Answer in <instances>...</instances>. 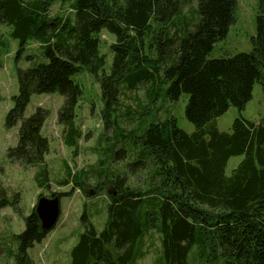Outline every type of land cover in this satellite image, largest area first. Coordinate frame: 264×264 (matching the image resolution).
<instances>
[{
  "label": "trees",
  "instance_id": "16d2710c",
  "mask_svg": "<svg viewBox=\"0 0 264 264\" xmlns=\"http://www.w3.org/2000/svg\"><path fill=\"white\" fill-rule=\"evenodd\" d=\"M236 1L197 0V22L177 27L181 0H0V22L19 39L17 56L34 39L44 58L17 68L18 92L5 117L7 127L19 122L9 158L38 166L34 180L39 188H48L44 158L49 140L41 129L49 111L38 106L24 116V110L32 94L51 92L64 96L57 122L65 127L63 141L76 156L82 133L74 118L82 89L72 76L82 69L97 76L105 131L118 129L108 155L121 160L135 149L124 170L110 175L97 165L72 173L66 163L59 185L72 183L85 191L93 177L91 194L106 192L108 201L100 230L89 213L81 214L82 230L69 264H135L145 255L151 231L159 234L161 245L154 264H210L220 258L221 264H264V120L238 116L229 131L216 126L230 105L245 107L255 83L264 91V0L257 3L251 50L208 58L233 22ZM55 2H70L72 15L50 16ZM103 30L115 36L109 72L99 52ZM142 83L148 84L150 104L162 90L173 102L186 94L184 113L194 131L183 130L170 113L161 120L140 118L130 131L119 128L121 90ZM118 141L128 145L115 149ZM236 155L242 158L227 174V161ZM134 176L142 180L130 182ZM8 203L0 197V209ZM47 232L33 206L23 230L15 234V264H28L27 249Z\"/></svg>",
  "mask_w": 264,
  "mask_h": 264
},
{
  "label": "rangeland",
  "instance_id": "374dc122",
  "mask_svg": "<svg viewBox=\"0 0 264 264\" xmlns=\"http://www.w3.org/2000/svg\"><path fill=\"white\" fill-rule=\"evenodd\" d=\"M196 2L197 0H181L180 14L174 19L177 27L187 21L190 24L197 22ZM257 3L258 0L236 1L233 22L226 36L214 43L208 58L231 56L238 52L251 50V37L256 28ZM48 14L50 16L72 15L70 2L64 4L55 2ZM189 28L192 27L189 26ZM170 31L172 32L173 29ZM99 38V52L106 59L104 70L109 72L113 56L110 44L115 40V36L103 30ZM19 47V39L11 35V26L0 22V188L4 193L0 197L6 198L9 202L0 209V264H15L13 256L17 251L15 234L23 230L24 217L31 212L38 196L70 191L69 195L60 198V214L54 227L48 230L41 241L35 242L26 251L29 257L28 264H69L70 250L76 244L78 234L82 230L81 214L84 211L89 213L91 221L100 230L106 217L108 201L106 192H100L98 195L91 194L95 187L93 177L89 178V187H86L85 191H81L72 183L59 185L57 181L64 176L66 163L72 173L97 165L104 173L110 175L113 170H124L125 163L131 159L135 149H130L128 157L125 156L121 160L115 159L113 157L115 154L108 155L113 142L111 137L118 129L110 127L105 131L100 112L102 100L97 76L82 69L72 76L82 89L74 118L77 128L82 133L77 142L76 156L72 155V147L65 145L63 141L65 127L57 122V111L64 99L62 94L59 92L32 94L24 110V116L30 115L38 106L49 111L41 129V133L49 140V151L44 158L49 186L39 188L34 180L35 174L39 172L38 166H24L8 156V148L15 146L18 138L19 122L12 127L5 125L6 113L13 105L12 97L18 92L17 68H27L44 60L40 53L39 43L34 39L26 41L18 57ZM28 55L32 58H27ZM100 73L101 71L98 74ZM147 87V83H142L134 90H121L117 113L124 116L119 115L121 116L118 120L119 128L130 131L138 125L140 118H145L146 122H149L152 119L161 120L170 113L176 118L179 127L188 133L194 131V125L184 113L186 94L173 102L164 97L165 93L162 90L159 92V98L150 104ZM146 109L152 112L143 116L142 113ZM238 116L255 123L264 120V91L259 83L254 84L252 96L243 109L230 105L223 114L216 118L217 128L220 131H229L233 120ZM136 134H139V130ZM117 143L115 149L121 146L125 148L128 145L122 141ZM241 158L242 155H236L228 159L225 168L227 174ZM103 160L104 164L101 162ZM133 180L139 183L142 178L134 176L129 181L133 182ZM109 190L108 188L107 191ZM160 246L159 234L151 231L145 237V255L137 259L135 264H154L161 254ZM210 264H221V258L217 261L213 260Z\"/></svg>",
  "mask_w": 264,
  "mask_h": 264
},
{
  "label": "water",
  "instance_id": "95a60500",
  "mask_svg": "<svg viewBox=\"0 0 264 264\" xmlns=\"http://www.w3.org/2000/svg\"><path fill=\"white\" fill-rule=\"evenodd\" d=\"M34 211L40 220L42 230L51 229L58 220L60 214V198L57 195H40L34 206Z\"/></svg>",
  "mask_w": 264,
  "mask_h": 264
}]
</instances>
